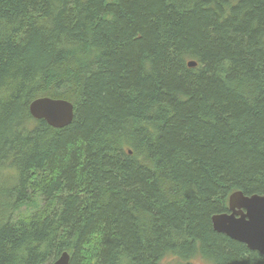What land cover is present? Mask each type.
<instances>
[{"label":"trees","instance_id":"obj_1","mask_svg":"<svg viewBox=\"0 0 264 264\" xmlns=\"http://www.w3.org/2000/svg\"><path fill=\"white\" fill-rule=\"evenodd\" d=\"M236 191L264 195V0H0V264H264L212 228Z\"/></svg>","mask_w":264,"mask_h":264},{"label":"water","instance_id":"obj_2","mask_svg":"<svg viewBox=\"0 0 264 264\" xmlns=\"http://www.w3.org/2000/svg\"><path fill=\"white\" fill-rule=\"evenodd\" d=\"M195 67V62H189ZM28 111L34 120L44 121L53 129L69 126L74 117L73 105L62 99L40 97L33 100ZM216 233L241 243L250 251L264 256V195L246 196L241 191L230 194L228 212L211 217ZM69 255L64 252L52 264H68Z\"/></svg>","mask_w":264,"mask_h":264},{"label":"rangeland","instance_id":"obj_3","mask_svg":"<svg viewBox=\"0 0 264 264\" xmlns=\"http://www.w3.org/2000/svg\"><path fill=\"white\" fill-rule=\"evenodd\" d=\"M37 204H38V206H40L41 201L38 200ZM33 212H34V208H32V207H23V208H21L18 215H29ZM161 264H177V263L175 260L173 261L170 259H166V260H163V262ZM191 264H206V262L202 261L199 258H196V259L192 260Z\"/></svg>","mask_w":264,"mask_h":264}]
</instances>
